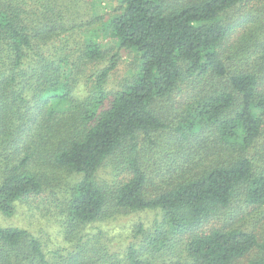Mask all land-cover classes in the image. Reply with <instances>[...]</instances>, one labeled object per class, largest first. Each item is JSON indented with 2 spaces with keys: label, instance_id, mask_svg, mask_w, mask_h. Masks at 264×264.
<instances>
[{
  "label": "trees",
  "instance_id": "obj_1",
  "mask_svg": "<svg viewBox=\"0 0 264 264\" xmlns=\"http://www.w3.org/2000/svg\"><path fill=\"white\" fill-rule=\"evenodd\" d=\"M91 1L0 0V264H264V0Z\"/></svg>",
  "mask_w": 264,
  "mask_h": 264
},
{
  "label": "rangeland",
  "instance_id": "obj_2",
  "mask_svg": "<svg viewBox=\"0 0 264 264\" xmlns=\"http://www.w3.org/2000/svg\"><path fill=\"white\" fill-rule=\"evenodd\" d=\"M93 3L96 5L95 14L97 13L102 17H107V15L112 14L114 9L118 7V0H92L91 7L94 5ZM99 27L100 24H98V22L94 27H90V29L95 28L97 30L94 32L92 29V33L97 40L102 43L104 47L112 49L111 55L119 54V65L113 73L110 81V87L117 88L125 78L129 77L136 71L137 65L134 59V54L129 51L120 50L117 41L110 36L101 34L98 31ZM67 177L71 179L72 176L67 175ZM39 201H41L40 198L37 199V202ZM38 206L39 212L38 210H30V207L26 208L27 206L23 207L20 205L18 214L15 218L5 219L0 216V222L4 226H27V223H29L36 231L43 230L45 236L51 240V246L53 243L57 244L58 240L61 239L59 227H57L58 224L51 215H48L49 213L47 210L41 209L42 205ZM156 218L157 215L154 212L120 216L117 220L112 221L109 226L111 229H115L112 231V234L117 237L113 244L117 247L127 245L131 240L135 224L143 222L149 227Z\"/></svg>",
  "mask_w": 264,
  "mask_h": 264
}]
</instances>
